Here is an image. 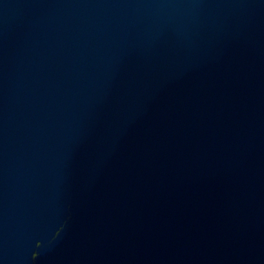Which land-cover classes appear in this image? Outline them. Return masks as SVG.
<instances>
[{
	"label": "water",
	"instance_id": "1",
	"mask_svg": "<svg viewBox=\"0 0 264 264\" xmlns=\"http://www.w3.org/2000/svg\"><path fill=\"white\" fill-rule=\"evenodd\" d=\"M0 264H264V0H0Z\"/></svg>",
	"mask_w": 264,
	"mask_h": 264
}]
</instances>
